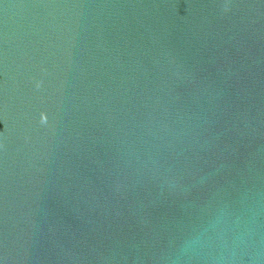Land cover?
Here are the masks:
<instances>
[{
  "label": "water",
  "instance_id": "95a60500",
  "mask_svg": "<svg viewBox=\"0 0 264 264\" xmlns=\"http://www.w3.org/2000/svg\"><path fill=\"white\" fill-rule=\"evenodd\" d=\"M0 264H264V0H0Z\"/></svg>",
  "mask_w": 264,
  "mask_h": 264
},
{
  "label": "clouds",
  "instance_id": "9594fccd",
  "mask_svg": "<svg viewBox=\"0 0 264 264\" xmlns=\"http://www.w3.org/2000/svg\"><path fill=\"white\" fill-rule=\"evenodd\" d=\"M37 87H39V83L37 84ZM40 122L41 123H46L47 122V115H46V113L41 112V114H40Z\"/></svg>",
  "mask_w": 264,
  "mask_h": 264
}]
</instances>
